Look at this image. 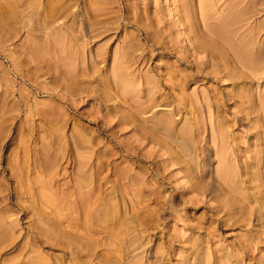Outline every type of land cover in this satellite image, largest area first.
<instances>
[{"label":"rangeland","instance_id":"374dc122","mask_svg":"<svg viewBox=\"0 0 264 264\" xmlns=\"http://www.w3.org/2000/svg\"><path fill=\"white\" fill-rule=\"evenodd\" d=\"M0 264H264V0H0Z\"/></svg>","mask_w":264,"mask_h":264},{"label":"bare ground","instance_id":"6f19581e","mask_svg":"<svg viewBox=\"0 0 264 264\" xmlns=\"http://www.w3.org/2000/svg\"><path fill=\"white\" fill-rule=\"evenodd\" d=\"M204 32V31H203ZM217 32H219L218 33V35L220 36L221 35V33H223L222 32V30H217ZM222 37V36H221ZM198 38V37H197ZM196 37H195V46H194V48L196 49V50H202V51H206V48H207V45H208V47H211V45H212V42H210V43H201L198 39H197ZM200 38H201V36H200ZM199 38V39H200ZM202 41V40H201ZM203 42V41H202ZM245 42V41H244ZM247 42V41H246ZM260 47H262L261 45L260 46H253V47H250L248 44H241V45H232V49L234 50V57H235V59H232V60H234V62L237 64V65H235V66H238L239 67V69H241V72L243 71L242 69V67H241V65H239V63H241V64H244V63H246V62H250V61H254V60H256L258 57L257 56H255V53L253 52V50L254 49H256L257 50V52L260 54ZM232 49H231V51H232ZM208 51H210V50H208ZM196 52V51H195ZM256 52V51H255ZM208 53V52H207ZM260 56V55H259ZM231 57H233L232 56V53H231ZM233 57V58H234ZM261 57V56H260ZM238 59V60H237ZM180 60V59H179ZM189 60V59H188ZM198 59H196V58H193L192 60H190V61H185V60H182L181 59V63L182 64H184L186 67H189L190 69H193V72H194V74H199V73H201L200 71H202V67H201V63L200 62H198L197 61ZM225 72V71H224ZM221 73V72H220ZM211 74V73H210ZM225 74V73H224ZM196 76V75H195ZM202 76V75H201ZM205 77H207V78H213L212 76H210L209 74H207L206 73V76ZM204 77V78H205ZM216 77V76H215ZM219 77V76H218ZM227 77H230V75L228 74L227 75ZM239 76H237L236 78H238ZM217 78V77H216ZM221 78V77H220ZM223 78V77H222ZM234 79V78H233ZM240 79V78H239ZM214 80V79H213ZM216 81V80H215ZM218 81H219V79H218ZM217 81V82H218ZM235 82V81H234ZM174 83V82H173ZM221 83V82H220ZM217 84H219V83H217ZM217 91V90H216ZM228 95V94H227ZM226 95V97H228ZM225 96V95H224ZM223 95H222V97H224ZM216 97V96H215ZM220 97V96H219ZM230 97V96H229ZM228 97V98H229ZM231 98V97H230ZM229 98V99H230ZM224 99V98H223ZM216 101H218L217 99H216ZM219 101H220V99H219ZM218 101V102H219ZM222 101V100H221ZM165 102V101H164ZM167 102V101H166ZM220 103V102H219ZM223 103V104H222ZM221 104L223 105V106H229L227 103H229V102H227L226 103V100L224 99L223 100V102H222ZM170 104V103H169ZM222 105H220V106H222ZM240 118V117H239ZM243 118V117H242ZM96 202V201H95Z\"/></svg>","mask_w":264,"mask_h":264}]
</instances>
